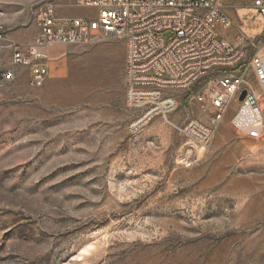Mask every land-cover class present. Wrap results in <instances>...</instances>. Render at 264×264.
Segmentation results:
<instances>
[{
	"label": "rangeland",
	"instance_id": "374dc122",
	"mask_svg": "<svg viewBox=\"0 0 264 264\" xmlns=\"http://www.w3.org/2000/svg\"><path fill=\"white\" fill-rule=\"evenodd\" d=\"M49 0H0L8 40H34ZM57 12L95 9L53 0ZM240 31L264 40L247 0H221ZM124 38L50 48L39 86L26 67L0 79V264H264V139L235 128V104L201 149L155 116L125 103ZM10 52H0V73ZM196 85L173 94L169 119L208 123L189 103Z\"/></svg>",
	"mask_w": 264,
	"mask_h": 264
},
{
	"label": "built area",
	"instance_id": "2783aa9c",
	"mask_svg": "<svg viewBox=\"0 0 264 264\" xmlns=\"http://www.w3.org/2000/svg\"><path fill=\"white\" fill-rule=\"evenodd\" d=\"M247 1L264 30V0ZM74 5L93 8L96 14L61 15L49 0L36 13V37L25 45L8 40L0 20V52H10L9 68L0 79H12L16 68L26 67L29 84L39 86L49 74L53 46L124 38L125 103L142 111L130 122L131 131L161 116L196 146L207 149L235 104L232 125L251 138L264 139V40L240 31L229 41L225 36L231 20L221 0H74ZM3 16L0 9V19ZM196 85L201 88L189 103L198 104L209 122L187 118L175 124L169 119L179 106L173 93Z\"/></svg>",
	"mask_w": 264,
	"mask_h": 264
},
{
	"label": "water",
	"instance_id": "95a60500",
	"mask_svg": "<svg viewBox=\"0 0 264 264\" xmlns=\"http://www.w3.org/2000/svg\"><path fill=\"white\" fill-rule=\"evenodd\" d=\"M244 95H245V92L243 91L241 96H240V99H242L244 97Z\"/></svg>",
	"mask_w": 264,
	"mask_h": 264
},
{
	"label": "crops",
	"instance_id": "0c3cea01",
	"mask_svg": "<svg viewBox=\"0 0 264 264\" xmlns=\"http://www.w3.org/2000/svg\"><path fill=\"white\" fill-rule=\"evenodd\" d=\"M3 18V17H2ZM2 18L0 19L2 21Z\"/></svg>",
	"mask_w": 264,
	"mask_h": 264
}]
</instances>
